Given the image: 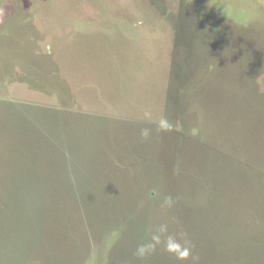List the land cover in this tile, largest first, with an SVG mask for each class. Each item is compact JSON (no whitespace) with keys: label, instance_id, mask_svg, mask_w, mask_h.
<instances>
[{"label":"rangeland","instance_id":"obj_1","mask_svg":"<svg viewBox=\"0 0 264 264\" xmlns=\"http://www.w3.org/2000/svg\"><path fill=\"white\" fill-rule=\"evenodd\" d=\"M162 224L264 264V0H1L0 264H193Z\"/></svg>","mask_w":264,"mask_h":264},{"label":"clouds","instance_id":"obj_2","mask_svg":"<svg viewBox=\"0 0 264 264\" xmlns=\"http://www.w3.org/2000/svg\"><path fill=\"white\" fill-rule=\"evenodd\" d=\"M160 127L166 130L168 128L167 122L161 120ZM143 135L147 136L148 133L145 131ZM166 201L169 205L173 203L171 197H167ZM160 246L163 247L164 251L174 255L177 260L180 261L187 260L191 256V249L188 241L182 236L169 234L167 225L163 224L152 233L149 240L138 244L133 254L138 260H143L153 254ZM197 259V257L191 256L193 264H196Z\"/></svg>","mask_w":264,"mask_h":264},{"label":"trees","instance_id":"obj_3","mask_svg":"<svg viewBox=\"0 0 264 264\" xmlns=\"http://www.w3.org/2000/svg\"><path fill=\"white\" fill-rule=\"evenodd\" d=\"M0 3H1V0H0ZM46 204H49L48 202H46ZM234 264H244V263H241V261H236L235 260V263ZM251 264H253V263H251Z\"/></svg>","mask_w":264,"mask_h":264}]
</instances>
